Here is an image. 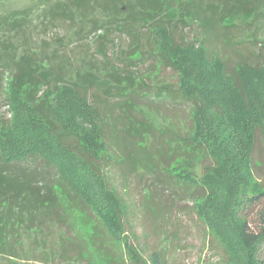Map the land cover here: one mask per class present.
Returning a JSON list of instances; mask_svg holds the SVG:
<instances>
[{"label": "trees", "instance_id": "16d2710c", "mask_svg": "<svg viewBox=\"0 0 264 264\" xmlns=\"http://www.w3.org/2000/svg\"><path fill=\"white\" fill-rule=\"evenodd\" d=\"M35 13L53 24L63 20L81 41L99 31L98 38L105 42L113 33L127 37L132 64L147 53L146 41L158 72L164 68L176 73V86L154 84L155 97L145 86L148 92L140 95L145 84L135 80L136 64H111L104 76L96 68L66 74L63 64H55L61 52L47 53V44L39 52L27 49L26 32ZM263 21L264 0H43L34 9L0 14V85L12 113L0 116V255L13 260L19 254L9 237L27 229L22 218L31 202L29 216L44 219L56 208L59 213L54 214L65 219L64 224V217L89 223L87 218L94 216L120 244L126 206L109 174L122 172L125 163L113 156H127L126 166L133 171L128 141L146 131L151 140L154 133L160 136L169 160L174 156V163L160 165L161 170L198 194L193 205L224 250L221 264H264V186L253 171L256 133L264 134V61L259 56L255 64L243 60L232 65L208 46L222 29L224 47H237L238 53L246 44L263 49L264 43L252 36L239 42L229 36ZM191 25L198 27L200 37L175 36L177 28ZM112 45L119 51V44ZM90 55L108 57L104 52ZM100 94L117 99L122 113L106 117ZM139 102H170L166 109L172 112L183 108L190 127L169 122L172 130L156 129ZM132 113L142 120L133 119ZM111 121L123 126L115 136ZM155 161L152 174L159 170L158 158ZM204 161L198 178L195 169ZM17 213L21 217L15 218ZM255 216L261 217L262 226L253 227ZM126 247L133 264H148L128 243ZM153 262L163 264L157 257Z\"/></svg>", "mask_w": 264, "mask_h": 264}, {"label": "rangeland", "instance_id": "374dc122", "mask_svg": "<svg viewBox=\"0 0 264 264\" xmlns=\"http://www.w3.org/2000/svg\"><path fill=\"white\" fill-rule=\"evenodd\" d=\"M42 1L0 0V14L15 10L34 9ZM30 22L26 32L28 38L27 49L39 52L47 44V53H49V50H51L50 53L52 50L61 52L63 55H60L55 64L56 66L63 64L68 75L74 76L77 70L89 71L96 68V71H100V76H104L105 67H110L111 64L122 63L123 66L125 65L128 68L136 64L138 70L136 71L135 80L140 79L145 84L139 88L140 95L148 92L145 86L152 89L150 92L152 97H155L157 91L156 87H153L154 84L170 83L176 86V73L164 68L158 72L155 60L147 55L150 48L146 41H144L143 50L147 53L141 61L135 60L137 62L132 64L128 58L130 45L127 37L113 33L108 36L109 40L105 42L98 38L102 34L99 31L87 38L86 41H81L73 36L75 34L72 28L70 29L63 20L56 21L53 24L42 13H35L31 16ZM174 33L178 38L188 37L191 39L201 36L198 27L195 25H191L190 28L185 30L177 28ZM222 33V29L218 30L214 35L217 38L216 41H211L208 44L211 52H222L232 65L243 60L255 64L260 60L259 56L264 61V48L261 49L258 45L246 44L240 46V52L238 53L237 47L230 49L223 46V39L220 37ZM229 36H232L238 42L245 39L249 40L252 36L258 39L259 42L264 43V21L252 25L248 29L232 31ZM112 41L119 44V51L117 47L112 45ZM90 52L98 54L104 52L108 54V57L104 59L95 58L90 55ZM67 55H71L72 59L68 61L65 57ZM5 60H7L6 57ZM71 61L72 64H70ZM156 74L157 76L154 78ZM104 97L103 94H100L101 99H104ZM165 97L167 98V95ZM6 102L5 87L1 84L0 116L2 118L12 114H10L11 109L7 107ZM116 102L117 99L105 98L102 100L99 106L106 117L110 113L115 112L118 115L121 112L117 107L119 103ZM142 102H139V106L143 114L155 125L156 129H165L166 127L172 130L169 122L184 127L185 130L187 125L188 128L190 127V124L184 119L183 108L178 107L175 112H172L166 109L169 107L170 102L163 104ZM132 114L133 119L136 121L142 120V117L137 113ZM167 114L172 118L168 117L169 120L164 119L167 118ZM109 127L113 136L123 129L122 125L118 126L113 121L110 122ZM154 135V139L151 140V134L143 131L142 136L137 137L134 134L132 139L128 141L129 159L135 160L133 171L131 167L128 169L126 166L127 156H113L115 162L119 161L121 163L124 161L122 163H125L122 166V172L109 174L112 188L120 194L126 206L123 216L125 232L121 237L120 244L112 241L110 233L102 222L94 216L87 218L89 223H81L83 220L79 217H64L67 219L64 224L65 219L56 217L54 214L56 211L59 213L56 208L48 212L47 215L52 213L51 217L46 215L42 219L39 216H29V212L33 209V202H31L25 211L26 215L22 218L23 225H27V229L15 231L9 237L10 245L16 251H19V254L13 260L0 255V264H133L126 247L127 243L130 248L138 251L141 258L147 261L148 264H155L153 262L155 257L163 264L223 263L226 260L224 250L212 238L211 234L209 235L207 225L199 218L193 205V200L197 198L198 194L192 195V188L182 186L170 174L161 170L160 165L169 164V161L174 163V156H170V160L168 159L170 153H164L160 136L156 133ZM118 153L121 152L118 151ZM163 154L166 157H163ZM253 156L255 178L264 186V134L260 131L256 133ZM157 158L159 170L152 174L153 171H156L153 163H156L155 159ZM207 162L210 161L207 160ZM206 164L204 161L196 167L195 174L198 178L202 177ZM104 173L108 175L107 167L104 168ZM19 217H21L20 213L15 214V218ZM31 223H33L32 225L39 223L38 225L41 228H31L29 226ZM252 225L253 227L262 226L261 217L255 216L252 219ZM260 256L264 258V243L261 247Z\"/></svg>", "mask_w": 264, "mask_h": 264}]
</instances>
